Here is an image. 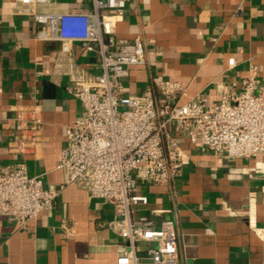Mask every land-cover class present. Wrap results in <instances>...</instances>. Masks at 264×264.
<instances>
[{
	"label": "crops",
	"instance_id": "obj_1",
	"mask_svg": "<svg viewBox=\"0 0 264 264\" xmlns=\"http://www.w3.org/2000/svg\"><path fill=\"white\" fill-rule=\"evenodd\" d=\"M72 9L89 10L90 0H0V166L24 163L30 177L52 189L66 178L57 168L65 128L83 114L68 89L74 78L99 73V57L81 43L65 53L58 41L38 40L45 27L32 15ZM117 36H138L146 49L145 63L130 69L126 95L172 80L184 84L183 102L201 94L216 101L241 92L251 66L264 88V0H130ZM30 110L43 121L41 137L19 153L12 149L22 134L18 119L25 123ZM182 145L190 161L170 188L139 184L150 203L137 218L157 226L175 221L178 264H264V153L228 160L187 140ZM113 217L110 203L67 186L26 228L0 214V264H115L126 241L100 226Z\"/></svg>",
	"mask_w": 264,
	"mask_h": 264
},
{
	"label": "built area",
	"instance_id": "obj_2",
	"mask_svg": "<svg viewBox=\"0 0 264 264\" xmlns=\"http://www.w3.org/2000/svg\"><path fill=\"white\" fill-rule=\"evenodd\" d=\"M48 4L51 0H18ZM130 0H90L91 9L63 13H33L45 27L36 38L54 40L68 53L75 43L99 57V73L89 79L74 78L68 91L79 99L83 114L65 128L66 145L57 168L66 178L58 189L46 188L40 177H30L24 163L0 166V214L26 228L41 212L53 208L59 190L76 186L103 199L114 217L101 228L126 241L115 264H178L179 233L172 218L160 225L138 219L137 211L149 206L147 195L137 191L142 182L170 188L190 161L183 141L226 158L241 160L264 153V88L256 67L244 79L239 93H221L211 101L197 95L185 102L180 81L153 82L141 95L124 94L130 69L146 61L140 37L119 38ZM229 60V66L235 65ZM25 123L18 119L20 139L12 145L27 153L40 140L43 121L35 110ZM155 213H170L155 210Z\"/></svg>",
	"mask_w": 264,
	"mask_h": 264
}]
</instances>
